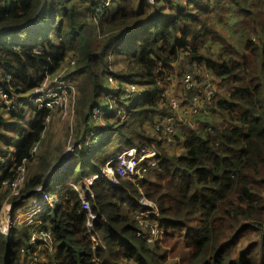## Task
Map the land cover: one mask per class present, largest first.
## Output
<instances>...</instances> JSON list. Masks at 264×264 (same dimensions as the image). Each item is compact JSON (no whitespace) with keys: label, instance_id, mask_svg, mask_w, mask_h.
I'll return each mask as SVG.
<instances>
[{"label":"trees","instance_id":"trees-1","mask_svg":"<svg viewBox=\"0 0 264 264\" xmlns=\"http://www.w3.org/2000/svg\"><path fill=\"white\" fill-rule=\"evenodd\" d=\"M96 6L92 0H0V89L17 97L12 107L0 102V215L4 202L18 210L56 197L36 214L51 231L42 252L46 264H264V0H119L93 15ZM192 60L217 86L193 128L178 130L182 156L160 148L138 186L94 181L93 197L86 191L95 216L89 230L73 184L125 147H149V129L171 113L164 96L174 66L179 74ZM109 66L115 86L107 82ZM63 69L76 83L73 139L81 148L92 107L103 105L106 94H123L125 83L138 86L137 96L107 138L60 159L47 177L58 153L39 151L49 110L28 96ZM111 144L117 147L107 153ZM22 164L15 194L10 183ZM142 199L154 203L158 214L151 216L164 232L151 243L136 235ZM30 231L19 225L0 232V264H31Z\"/></svg>","mask_w":264,"mask_h":264},{"label":"built area","instance_id":"built-area-1","mask_svg":"<svg viewBox=\"0 0 264 264\" xmlns=\"http://www.w3.org/2000/svg\"><path fill=\"white\" fill-rule=\"evenodd\" d=\"M119 0H92L96 2L97 6L93 10V15H97L104 8H108L118 2ZM155 0H147L148 3L152 4ZM111 57V56H110ZM200 73H202L200 75ZM58 74V73H55ZM116 71L112 66H109L106 72L107 82L111 86L114 84V76ZM201 76V80L199 79ZM58 77V76H57ZM210 77L211 79H208ZM175 82L182 92V97H175L168 92L164 96L165 105L171 111L166 116H161L156 119L152 125V132L155 138L151 142L149 148L129 146L121 150L118 154L111 157L105 162L104 167L92 175H89L81 179L78 183L73 184V188L79 194L81 198V206L87 212L88 218L86 225L90 230L94 215L91 213L89 208V202L86 195V191L89 192L90 196L93 197V193L90 190L91 184L97 179H103L112 183L117 184L119 179H125L130 181L134 186H138L139 182L144 179L146 174L157 164L158 157L161 155L160 148L166 147L172 154L176 156H182V144L184 140L183 132L180 133V140L177 142L176 134L178 130H182L187 127L188 130L193 128L191 120L197 116L203 109L204 104L211 99L214 94V80L213 77L207 72L200 71V67L194 60L191 62L190 70H183L179 74L176 73ZM42 86V85H41ZM202 86V92L196 90ZM40 87V86H38ZM36 87L33 92L28 96V100L34 102L38 108H45L49 110V114L44 118L45 124L50 120V111L54 108H59L61 116L67 115L68 98L73 90V87L65 82L64 79L54 78V82L46 86L45 88ZM124 90L123 94L110 93L105 96L106 106L105 108L95 107L91 110L92 127L89 130L86 143L83 148L78 143L72 142L74 150H84L93 142V145L98 143L102 137L104 138L110 130V125L106 124L103 120L106 119L111 121L115 118L127 116V103L135 97V91L137 85L131 83H125L122 87ZM185 92V94L183 93ZM192 92V94H190ZM15 95L9 96L6 91L0 89V102L13 106V100H16ZM119 100H124V106L119 105ZM128 100V101H127ZM105 111H112L110 115H105ZM124 119V118H123ZM104 132V133H102ZM37 146L34 145L31 152L36 150ZM69 150V149H68ZM72 150V148H70ZM13 147L9 150L8 155L13 152ZM1 161L5 160V157L0 158ZM25 166L22 164L18 167V172L12 180L11 188L12 193H17L24 179ZM39 189V188H37ZM56 202V197L39 202L31 207L27 211L20 212V216H30L39 212L45 206H52ZM142 209L137 215V231L136 235L144 238L147 242L151 243L161 239L163 228L160 227L156 220L153 218L157 215L156 207L150 200H139ZM42 204L37 208L36 211H32V208ZM11 204L7 202L3 203L1 215H0V232L7 234L13 225L19 226V223H10L11 216ZM23 210V209H22ZM6 215V216H5ZM4 217V219H3ZM13 218V217H12ZM30 242L36 245V242L42 243L45 246L51 242V231L43 229L38 225L36 229L30 231ZM92 240L95 237L91 235ZM31 264H46L45 262L38 260L34 257L31 260Z\"/></svg>","mask_w":264,"mask_h":264},{"label":"rangeland","instance_id":"rangeland-1","mask_svg":"<svg viewBox=\"0 0 264 264\" xmlns=\"http://www.w3.org/2000/svg\"><path fill=\"white\" fill-rule=\"evenodd\" d=\"M172 1H176V0H172ZM192 61H194V60H192ZM115 67H117V66H115ZM174 68H175V70H174V74L172 76V79H174L173 77L178 72L177 63L175 64ZM116 70H118V69H116ZM58 72H59L58 74H53L52 76H48L46 81H45V83L42 86L38 87L40 89L42 87L45 88L46 86H48L49 84L54 82V78L55 77H56V79H64L66 83H68L69 85H71L73 87V90L71 91V93L69 95V97L71 98V101L70 102L68 101L69 111H68L67 115L61 116V113H60L59 117H58L57 114H56V111H55L56 108L51 110L52 112L50 111V113H51L50 120L46 124L45 130H44V135H43V137L41 139V143L39 145V151L52 150L54 152L57 149L58 153L52 158L53 164H52V167L50 169H52L54 166H56L59 163L60 159L61 160L62 159H67L69 157V155H71V153L73 152V147H72L71 144H72V142L75 141V139H73V137L75 135L74 129H75V126H76L75 125L76 124L75 120L78 118L77 115L75 114V105H74V100H75L76 93H77L76 83H75L74 80L71 79L70 76L68 77L70 80L68 78H65L66 77L65 74L68 72L67 70L63 69V70L58 71ZM208 79H211V78L208 77ZM167 82H169V80ZM168 86H169V84H168ZM214 86H217V84L215 83ZM137 89H138V86H137ZM177 91H178L177 87L171 85V88H170V86H169L170 94L174 95L175 97H178V95H179V93ZM134 93H135V96H137V90ZM190 94H192V92ZM105 96H104L103 105L94 106V107H92V109L95 108V107H100V108L103 109L106 106H108L106 104ZM68 100H69V98H68ZM57 110L60 111L59 108H57ZM109 112L113 113L112 111H109ZM89 114L91 116V111H90ZM123 118L125 119L126 117L125 116L119 117V119L115 118V119H113L111 121H108V120L104 119L103 121L106 124H109L111 126L112 123H114V122H116L118 120L123 121L124 120ZM102 133H104V132H102ZM109 134H111V133L108 132L104 138H107ZM104 138L102 137L101 140H104ZM116 147H117L116 145H112V144L108 145L106 147V149H109V151L107 153H111L112 150H114ZM70 148H72V150H70ZM57 155H58V159L59 160L58 159L56 160ZM54 184H55V182L53 180L51 182V186H53ZM53 193L56 194V192L54 190H51V194H53ZM31 199L32 198H30L29 200H31ZM21 208H19V209H21ZM19 209H18V211L17 210H13L12 204H11V209H10L11 212L14 213L16 211L14 214L12 213L10 218H9L11 224L12 223H19V224H21V226H25V227H28V228H31V229H36L38 227V224H41V222L37 219L38 215H34V216L30 215L28 217L20 216V212H22L23 210L22 209L19 210ZM25 211H27V210H25ZM32 211H35V209L32 210ZM3 219H4V217H3ZM13 226H17V225H13ZM161 244H163V242H161ZM48 246H49V243H48ZM31 247H32V254L27 256L29 261L32 258L34 259V257L36 259H38V260H40V259H42L44 257L42 252H43L45 247H44V245L42 243L36 242V246H31ZM23 254H25V252H23ZM173 261L172 260H170V261L166 260V261H164V264H172Z\"/></svg>","mask_w":264,"mask_h":264},{"label":"clouds","instance_id":"clouds-1","mask_svg":"<svg viewBox=\"0 0 264 264\" xmlns=\"http://www.w3.org/2000/svg\"><path fill=\"white\" fill-rule=\"evenodd\" d=\"M199 65H200V64H199ZM202 69H203V67H202ZM200 71H202V70H200ZM202 72H207L208 74H210V75L213 77L214 85H215V83L217 82V80L215 79V76H214L212 73H210L209 71H207V70H206V71H202ZM177 73H178V72H177ZM175 84H176V82H175V78H174V79H172V81L169 83L170 88H171V85H172V86H175ZM135 85H136V84H135ZM215 87H216V86H215ZM177 88H178V86H177ZM178 92H179V95H180V96L178 95V97L180 98V97H181V91L179 90V88H178ZM214 92H215V91H214ZM134 98H135V97H134ZM127 101H128V100H127ZM132 101H133V100H131V101H129V102L127 103V110H128V107L130 106V104H131ZM159 117H161V116H159ZM128 147H129V146H128ZM125 148H126V147H125ZM14 151H15V149H14ZM118 153H119V152H118ZM118 153H117V154H118ZM115 155H116V154H115ZM115 155H114V156H115ZM112 157H113V156H112ZM110 158H111V157H110ZM110 158H109V159H110ZM64 160H65V159H62L61 162L64 161ZM107 160H108V159H107ZM107 160H106V161H107ZM61 162L58 163L56 166H54L52 169L49 170V172H48V174H47V177H51L53 174H55V173L58 171ZM104 165H105V163H104ZM104 165H103L102 167H104ZM102 167H101V168H102ZM98 170H99V169H98ZM98 170H97V171H98ZM95 173H96V172H95ZM95 173H93V174H95ZM91 175H92V174H91ZM97 180H98V179H97ZM95 181H96V180H95ZM90 190H91V189H90ZM91 192H92V191H91ZM53 197H54V196H53ZM43 199H44V200H47V199H50V198L45 197V198H43ZM31 200H32V199H31ZM33 202H34V203H33V204H30L29 207H28L27 209H23V208H21V209H23V211H25V210H29L31 207H33V206L36 204L35 201H33ZM7 203H8V202H7ZM8 204H10V203H8ZM54 204H55V203H54ZM54 204H53V205H54ZM53 205H52V206H53ZM45 207H46V206H45ZM45 207H43L42 209H44ZM49 207H50V206H49ZM21 209H19V210H21ZM42 209H41V210H42ZM17 211H18V210H17ZM15 212H16V211H15ZM15 212H14V213H15ZM11 213H13V212H11ZM14 213H13V214H14ZM37 213H38V212H37ZM37 213H35L34 215H36ZM34 215H33V216H34ZM20 225H21V224H20ZM38 225H40V224H38ZM40 260H41V259H40Z\"/></svg>","mask_w":264,"mask_h":264},{"label":"crops","instance_id":"crops-1","mask_svg":"<svg viewBox=\"0 0 264 264\" xmlns=\"http://www.w3.org/2000/svg\"><path fill=\"white\" fill-rule=\"evenodd\" d=\"M176 87V86H175ZM178 92V91H177ZM179 93V92H178ZM149 131H152V126H151V128L149 129ZM155 138V136H154V134H153V132H152V135H151V139H150V144H151V142H152V140ZM176 138H177V142H179V140H180V133L178 132L177 134H176ZM132 146H136V145H132ZM151 145H149V147H150ZM138 147H144V146H138ZM149 147H145V148H149ZM138 215V214H137ZM137 215L135 216V220H136V222H137ZM40 223V222H39ZM42 260H43V258H42Z\"/></svg>","mask_w":264,"mask_h":264},{"label":"bare ground","instance_id":"bare-ground-1","mask_svg":"<svg viewBox=\"0 0 264 264\" xmlns=\"http://www.w3.org/2000/svg\"><path fill=\"white\" fill-rule=\"evenodd\" d=\"M105 115H107V114H112V113H110L109 111H105V113H104ZM38 206H36V207H34V208H32V210H34V209H36Z\"/></svg>","mask_w":264,"mask_h":264}]
</instances>
